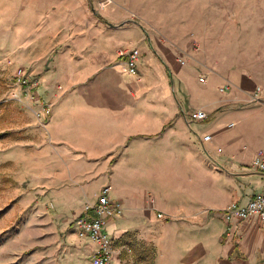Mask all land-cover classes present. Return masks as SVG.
I'll use <instances>...</instances> for the list:
<instances>
[{
  "label": "crops",
  "instance_id": "obj_1",
  "mask_svg": "<svg viewBox=\"0 0 264 264\" xmlns=\"http://www.w3.org/2000/svg\"><path fill=\"white\" fill-rule=\"evenodd\" d=\"M120 48L138 53L136 74ZM188 57L134 23H106L87 0H0V65L22 67L50 102L44 136L74 140L67 160L53 152L65 173L45 184L41 205L73 230L108 189L111 208L121 206L105 219L109 264H141L127 249L150 264H264V222L234 221L227 233L222 216L264 193L250 168L264 153V50L202 66ZM197 110L208 118L192 121ZM70 237L67 264H92L97 245Z\"/></svg>",
  "mask_w": 264,
  "mask_h": 264
},
{
  "label": "rangeland",
  "instance_id": "obj_2",
  "mask_svg": "<svg viewBox=\"0 0 264 264\" xmlns=\"http://www.w3.org/2000/svg\"><path fill=\"white\" fill-rule=\"evenodd\" d=\"M87 1L106 23H134L151 44L189 55L185 64L206 65L212 55L221 63L224 55L238 59L241 52L264 50V0ZM41 110L0 65V264H67L74 255L70 236L77 234L49 219L50 204L41 205L45 184L65 173L54 153L67 160L66 148L74 140L66 137L59 145L44 136L48 116L37 117ZM123 254L151 263L130 249Z\"/></svg>",
  "mask_w": 264,
  "mask_h": 264
},
{
  "label": "built area",
  "instance_id": "obj_3",
  "mask_svg": "<svg viewBox=\"0 0 264 264\" xmlns=\"http://www.w3.org/2000/svg\"><path fill=\"white\" fill-rule=\"evenodd\" d=\"M105 5H107V3H104V6ZM117 54L119 58L125 59V71L129 74H136L137 62L139 60L138 53L133 49L120 48L118 49ZM8 65L12 66L13 62L9 61ZM13 79L26 96L29 95L32 100L41 104L42 112L37 113V117L48 116L50 113V102L39 100L36 91L37 84L22 67L14 68ZM199 81L204 82V78H200ZM58 89L60 90L61 87L59 86ZM258 92L259 88H256L254 91V98ZM189 117L192 121H203L208 118L207 114L202 110L191 112ZM209 140V135L203 137L204 142ZM250 168L264 175V153H258L253 158L250 163ZM107 194L108 189L102 190L97 202L93 205L85 206L84 215L76 218L71 225L78 237L88 238L91 242L97 245L98 250L95 256V264L110 263L111 256L114 252V245L112 239L104 230L105 219L113 213H121V206L119 204H116L114 208H111ZM222 216L224 222L227 224V233L231 230V224L234 221L257 218L259 221L264 222V193H258L244 207H239L233 204L227 206L222 210ZM159 218H163V215L160 214Z\"/></svg>",
  "mask_w": 264,
  "mask_h": 264
}]
</instances>
